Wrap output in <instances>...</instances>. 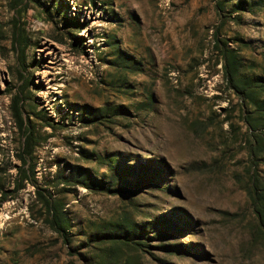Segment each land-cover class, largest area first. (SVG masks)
Wrapping results in <instances>:
<instances>
[{"label": "rangeland", "instance_id": "obj_1", "mask_svg": "<svg viewBox=\"0 0 264 264\" xmlns=\"http://www.w3.org/2000/svg\"><path fill=\"white\" fill-rule=\"evenodd\" d=\"M215 5L0 0V264H87V236L123 215L178 231L169 243L179 252L153 239L128 252L142 264H264V226L249 195L264 193V154H249L251 132L214 41H227L247 74L264 75V10L227 6L220 16ZM15 29L27 40L23 60ZM16 96L36 138L26 165ZM74 105L110 112L85 121ZM30 165L24 179L19 168ZM115 165L147 171L153 183L107 194L60 181L75 166L107 180ZM37 192L61 202L71 243L51 229Z\"/></svg>", "mask_w": 264, "mask_h": 264}, {"label": "trees", "instance_id": "obj_2", "mask_svg": "<svg viewBox=\"0 0 264 264\" xmlns=\"http://www.w3.org/2000/svg\"><path fill=\"white\" fill-rule=\"evenodd\" d=\"M227 6L234 13L263 11L264 0H237L235 3L232 0H216L215 7L220 16H223ZM75 24H78L77 20L70 23V25ZM214 38L215 48L222 59L224 78L229 88L240 99L243 107L241 119L251 132L252 142L249 145V154L251 156L264 154V75L247 74L246 66L236 50L231 48L227 41L220 39L217 33ZM12 42L13 47L19 50L20 59L23 60L27 47L25 36L15 29L12 33ZM21 100L20 96L15 97L12 111L21 136L24 138L22 149L17 158L23 165H26L34 153L36 138L31 121L29 118L24 119L23 117L22 107L19 105ZM73 107L79 108L83 114L87 115L82 118L83 120L91 122L106 118L110 112L108 108L92 109L86 105L81 107L74 105ZM113 111L116 115L128 113L124 107H118ZM46 125L51 126L48 123ZM90 155L91 159L98 157L95 154ZM19 169L22 171L24 179H28L29 174L32 175L34 172L32 165L25 170L21 167ZM68 170L70 174L66 178L62 177L60 180L62 184L82 186L90 191L107 194L137 193L142 187L153 183V179L150 178L147 171L127 167L123 169L119 165L111 166L107 180L95 178L89 168L75 166ZM37 195L47 213V221L51 229L66 243H71L69 238L71 223L63 211L61 202L50 200V195L46 197L40 192H37ZM249 195L252 196L253 204L256 206L258 219L264 226V193L259 195L252 191L249 192ZM3 201V198L0 199V207ZM177 232L175 226L165 219L162 221L159 219L149 220L146 223L138 224L132 221L128 215H123L87 236L84 247L88 249V257L85 256L84 259L87 264H142L136 256H132L128 252H145L144 247L148 246L146 241L152 239L158 243L157 248L163 253L179 252V245L169 243V240Z\"/></svg>", "mask_w": 264, "mask_h": 264}]
</instances>
